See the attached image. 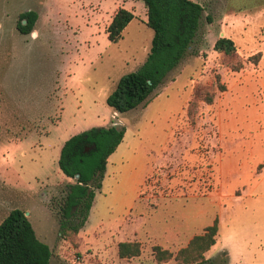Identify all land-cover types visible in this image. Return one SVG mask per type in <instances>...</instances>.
<instances>
[{"label": "rangeland", "instance_id": "374dc122", "mask_svg": "<svg viewBox=\"0 0 264 264\" xmlns=\"http://www.w3.org/2000/svg\"><path fill=\"white\" fill-rule=\"evenodd\" d=\"M195 1L204 11L187 56L148 100L120 113L107 96L152 46L143 0H0V223L23 209L52 264H156L155 246L175 263L216 217L202 264H264V0ZM120 7L134 18L115 42L107 27ZM28 10L38 18L22 33ZM220 36L235 53L214 48ZM112 124L125 126L124 139L85 225L63 236L61 206L75 180L59 167L62 146ZM126 240L140 242V255L120 257Z\"/></svg>", "mask_w": 264, "mask_h": 264}, {"label": "trees", "instance_id": "16d2710c", "mask_svg": "<svg viewBox=\"0 0 264 264\" xmlns=\"http://www.w3.org/2000/svg\"><path fill=\"white\" fill-rule=\"evenodd\" d=\"M143 1L147 7L146 23L154 30L152 46L145 62L123 74L107 96V103L120 113L148 100L168 73L187 56L198 34L204 11V6L195 0ZM37 18L38 13L34 10L22 13L18 29L22 33H32ZM133 18L131 10L120 7L107 27L109 39L118 41ZM214 48L227 55L237 50L235 41L228 36H220ZM259 58L260 53H257L249 59L258 62ZM234 67L239 70L242 63ZM213 99V91L205 93L206 102L212 103ZM125 132L122 125L95 126L70 136L64 142L58 164L62 172L75 181L68 184L61 206L59 229L63 236L73 237L85 225L97 190L103 185L109 157L124 139ZM218 223L216 217L211 225L194 235L188 245L178 251L175 256L177 262L168 264H202L207 261L205 253L216 243ZM154 250L158 260L156 264H167L165 261L173 257V253L160 246H155ZM140 253L139 241L119 243L121 258L129 259ZM52 255L50 245L38 237L23 209H12L0 223V264H52Z\"/></svg>", "mask_w": 264, "mask_h": 264}, {"label": "water", "instance_id": "95a60500", "mask_svg": "<svg viewBox=\"0 0 264 264\" xmlns=\"http://www.w3.org/2000/svg\"><path fill=\"white\" fill-rule=\"evenodd\" d=\"M76 177H79V174H77V176ZM27 215V214H26Z\"/></svg>", "mask_w": 264, "mask_h": 264}, {"label": "bare ground", "instance_id": "6f19581e", "mask_svg": "<svg viewBox=\"0 0 264 264\" xmlns=\"http://www.w3.org/2000/svg\"><path fill=\"white\" fill-rule=\"evenodd\" d=\"M34 34H37L36 32H34Z\"/></svg>", "mask_w": 264, "mask_h": 264}, {"label": "flooded vegetation", "instance_id": "af4514ba", "mask_svg": "<svg viewBox=\"0 0 264 264\" xmlns=\"http://www.w3.org/2000/svg\"><path fill=\"white\" fill-rule=\"evenodd\" d=\"M24 22H26V20H24Z\"/></svg>", "mask_w": 264, "mask_h": 264}, {"label": "crops", "instance_id": "0c3cea01", "mask_svg": "<svg viewBox=\"0 0 264 264\" xmlns=\"http://www.w3.org/2000/svg\"><path fill=\"white\" fill-rule=\"evenodd\" d=\"M189 241V240H188Z\"/></svg>", "mask_w": 264, "mask_h": 264}]
</instances>
